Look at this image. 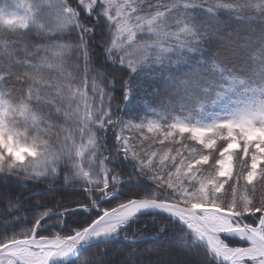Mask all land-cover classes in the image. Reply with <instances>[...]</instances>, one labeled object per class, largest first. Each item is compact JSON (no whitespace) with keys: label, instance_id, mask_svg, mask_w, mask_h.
I'll list each match as a JSON object with an SVG mask.
<instances>
[{"label":"snow or ice","instance_id":"obj_1","mask_svg":"<svg viewBox=\"0 0 264 264\" xmlns=\"http://www.w3.org/2000/svg\"><path fill=\"white\" fill-rule=\"evenodd\" d=\"M147 2L13 0L0 7L5 56L0 62V176L54 186L62 170L65 183L85 182L87 203L78 207L91 212L122 182L119 172L105 166L110 157L103 141L112 130L115 151L136 161L141 174L164 193L163 198L134 195L67 234H38L46 211L30 229L0 235V264H55L82 244L119 234L149 209L186 226L217 264H264V65L259 73L238 71L240 46L226 39L219 25L191 14L201 7L210 17L226 12L238 21L259 22L261 52L264 0H151L152 6L141 11ZM97 25L106 33L103 39L95 35ZM97 46L107 63L94 58ZM136 53L141 55L134 58ZM193 61L181 88L201 110L207 99L220 102L223 115L166 126L119 117L117 110L132 95L129 78L138 68ZM110 65L126 67L128 75L109 71ZM198 65H209L210 71Z\"/></svg>","mask_w":264,"mask_h":264},{"label":"trees","instance_id":"obj_2","mask_svg":"<svg viewBox=\"0 0 264 264\" xmlns=\"http://www.w3.org/2000/svg\"><path fill=\"white\" fill-rule=\"evenodd\" d=\"M13 0H0V7L10 4ZM34 3L35 0H25ZM152 6L151 0L141 7V11ZM16 10V9H13ZM191 14L202 22H212L226 31V39L230 38L243 52V61H236L238 71L244 74L259 73L264 65V51L258 52L259 41L262 38L261 28L257 21H238L236 17L226 12L210 17L201 7L191 9ZM84 15L83 13L81 14ZM95 22L94 18L89 17ZM97 39H103L106 33L97 25ZM95 57L100 63H107L103 49H94ZM151 54V53H150ZM141 53H136L138 58ZM255 56V58H251ZM5 59L3 45L0 44V62ZM192 65L181 64L171 68L161 69L159 65H144L131 74L129 85L132 95L117 114L124 121L146 123L149 119H159L162 125H168L176 116L191 115V121L202 118L207 114L219 113L222 104H213L210 99L203 101V110L196 100L181 88L180 81L191 74ZM201 71L209 70V65H198ZM70 71V69L66 70ZM109 71L128 75V69L119 65H110ZM227 87V85H225ZM116 91V95H119ZM143 101H146L144 103ZM129 135L128 132L125 133ZM149 135H154L149 133ZM187 135V134H185ZM104 154L108 157L105 166L119 172L122 182L119 191L110 199L100 200L91 212L71 209L80 208L78 205L87 203L86 184L82 180L65 183L63 171L53 181L54 186L45 182L21 180L18 177L0 176V235L12 236L22 229H30L34 221L44 212H65L40 222L38 234L52 236L57 232L69 233L75 228L85 227L96 215L105 209H111L127 201L134 195L155 194L163 198V190L157 189L152 180L141 174L136 161L125 158L122 152L115 151L114 134L112 130L105 133ZM223 195V193H221ZM254 195L259 198L261 193ZM19 198V203L16 202ZM258 215V214H257ZM254 223L255 217L246 218ZM119 239L108 240L90 248L72 264H217L207 249V246L189 234L180 223L165 214H153L138 217L126 225L119 234ZM122 238L144 239L140 243L126 242ZM230 243H239L234 239Z\"/></svg>","mask_w":264,"mask_h":264},{"label":"water","instance_id":"obj_3","mask_svg":"<svg viewBox=\"0 0 264 264\" xmlns=\"http://www.w3.org/2000/svg\"><path fill=\"white\" fill-rule=\"evenodd\" d=\"M82 208H76V209H72V211H75V210H81ZM83 210V209H82ZM153 214H165V215H167V216H170V215H168L167 213H164L163 211H161V210H154V209H149V210H142L140 213H138L134 218H132V219H130L128 222H127V224L130 222V221H132V220H134V219H136V218H138V217H142V216H147V215H153ZM56 215H60V213H54V214H51V215H49V216H47V217H45L44 219H46V218H50V217H52V216H56ZM171 217V216H170ZM174 219V218H173ZM174 220H176V219H174ZM177 222H178V224L180 223L178 220H176ZM41 222V221H40ZM91 223V222H90ZM126 224V225H127ZM181 224V223H180ZM182 225V224H181ZM185 229H187L186 228V226H184V225H182ZM123 228V227H122ZM121 228V229H122ZM120 229V230H121ZM188 230V229H187ZM189 231V230H188ZM189 234H191L192 235V233L189 231ZM193 236V235H192ZM194 237V236H193ZM116 239H119V237L118 236H116V234H113L112 236H110V237H108V238H105V239H94V240H91V241H89V242H87V243H85V244H82L80 247H79V249L77 250V251H75V252H73V253H71V254H69V256H68V258L66 259V260H64V261H61V262H57V261H55V264H71V263H73V262H75V260H77L81 255H82V253H85L87 250H89L90 248H92V247H94V246H96L97 244H99V243H101V242H104V241H108V240H115L116 241ZM122 240H124V241H126V242H133V243H140V242H143V241H145L146 239H129V238H122ZM201 243H203L204 245H206L205 244V242H203V241H200ZM207 246V245H206Z\"/></svg>","mask_w":264,"mask_h":264},{"label":"rangeland","instance_id":"obj_4","mask_svg":"<svg viewBox=\"0 0 264 264\" xmlns=\"http://www.w3.org/2000/svg\"><path fill=\"white\" fill-rule=\"evenodd\" d=\"M215 114H217V113H215ZM219 114H221V115H223L224 114V111H223V109H221L220 110V112H219ZM211 115H213V114H207V115H205L203 118H202V116L201 117H199V118H195L196 120L194 121H191V119H192V117H191V115H187L186 117H182V116H180V115H178V116H176L175 117V119L174 120H172L170 123H172V122H175L176 120H182V121H184V122H187V123H190V124H195V123H197V122H200V123H203V122H207L208 121V119H210V116ZM149 121H155V122H157V123H160L161 121L159 120V119H149L147 122H149ZM146 122V123H147ZM169 123V124H170ZM160 124H162V123H160ZM153 134V133H152ZM148 179H149V177H147ZM72 210V209H71ZM71 210H68V211H71ZM68 211H65V212H68ZM65 212H59L60 213V215H63V214H65ZM51 214H54V213H51ZM51 214H49V215H51ZM49 215H47V216H49ZM46 216V217H47ZM56 216H58V215H56ZM53 217V216H52ZM45 218V217H44ZM41 219V222L43 221V220H45V219ZM46 219H48V218H46ZM117 236V235H116ZM129 239H132V238H129ZM144 239H146L147 240V238H144ZM82 256V255H81ZM80 256V257H81Z\"/></svg>","mask_w":264,"mask_h":264},{"label":"bare ground","instance_id":"obj_5","mask_svg":"<svg viewBox=\"0 0 264 264\" xmlns=\"http://www.w3.org/2000/svg\"><path fill=\"white\" fill-rule=\"evenodd\" d=\"M120 231H121V230H119V232H120ZM111 236H112V235H111ZM108 237H110V236L102 237V238H100V239H105V238H108ZM98 240H99V239H98ZM128 242H129V241H128ZM68 256H69V255H68ZM68 256H67V257H64V258H62V259H57L56 261H57V262L64 261V260H66V259L68 258ZM79 258H80V257H79ZM79 258H78V259H79ZM78 259H77V260H78ZM75 261H76V260H75ZM74 263H75V262H74ZM71 264H72V263H71Z\"/></svg>","mask_w":264,"mask_h":264}]
</instances>
